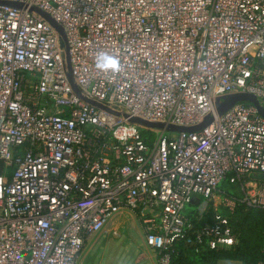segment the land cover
<instances>
[{"label":"built area","instance_id":"2783aa9c","mask_svg":"<svg viewBox=\"0 0 264 264\" xmlns=\"http://www.w3.org/2000/svg\"><path fill=\"white\" fill-rule=\"evenodd\" d=\"M236 94L264 109V0H0V264H76L123 213L155 264L233 249L236 209L264 210V118L216 112Z\"/></svg>","mask_w":264,"mask_h":264},{"label":"rangeland","instance_id":"374dc122","mask_svg":"<svg viewBox=\"0 0 264 264\" xmlns=\"http://www.w3.org/2000/svg\"><path fill=\"white\" fill-rule=\"evenodd\" d=\"M227 99L228 96H225L220 98L218 102L224 104ZM212 120V117H205L200 123L189 127L169 124L165 128V133H177L181 128L200 131L212 122ZM163 126L154 129L152 133L156 134L163 131ZM143 134L146 135L147 132L143 131ZM218 189L227 191L229 194L234 193L232 188L224 186L223 183L218 186ZM186 209L187 211H192L195 210V207L188 206ZM233 216L232 221H234L235 224L237 220L235 218L233 220ZM114 230L117 231V235L113 234ZM94 241L93 239L90 240V244L92 245L87 260H83L78 264H155L154 252L145 246L139 223L131 216H124L120 222L114 221L112 227L108 226L98 235L95 244ZM90 244L88 243V248ZM88 259H91V261L89 262ZM216 264L240 263L235 261H218Z\"/></svg>","mask_w":264,"mask_h":264},{"label":"trees","instance_id":"16d2710c","mask_svg":"<svg viewBox=\"0 0 264 264\" xmlns=\"http://www.w3.org/2000/svg\"><path fill=\"white\" fill-rule=\"evenodd\" d=\"M228 187L227 182H223ZM237 223L232 226L238 235V243L233 249L193 255L176 251L170 264H216L218 261H235L240 264H264V210L238 207L234 213Z\"/></svg>","mask_w":264,"mask_h":264},{"label":"water","instance_id":"95a60500","mask_svg":"<svg viewBox=\"0 0 264 264\" xmlns=\"http://www.w3.org/2000/svg\"><path fill=\"white\" fill-rule=\"evenodd\" d=\"M10 6H15V4L13 3H6ZM45 21H47L52 27L53 29L57 32V34L60 36V38L62 39L63 44L65 45V69H66V76L67 79L71 85V88L73 89V91L75 93H77L79 95V97H81L84 101H86L88 104H91L97 108H101L104 109V107L92 100L89 99H85L84 97H82V95L80 94L79 90L77 89V87L74 84L73 78L71 76V72H70V67H69V57H68V49L66 46V40L63 34L62 29L60 28V26L55 23L48 15H46L45 13L38 11L36 9H34ZM219 101V100H218ZM216 102V112L218 115H222L224 112H226L228 109H230L232 106H234L235 104L238 103H250L252 105H254L259 114L264 118V109L261 108L259 106V103L257 101V99L250 94H236V95H230L228 96L227 101L224 104H220L219 102ZM130 123L139 125L141 127L144 128H150V129H158L160 127H162V124H158V123H150V122H146L142 119H138V118H128ZM165 130L166 126H163ZM178 132H197V131H192L189 129H183L181 128Z\"/></svg>","mask_w":264,"mask_h":264},{"label":"clouds","instance_id":"9594fccd","mask_svg":"<svg viewBox=\"0 0 264 264\" xmlns=\"http://www.w3.org/2000/svg\"><path fill=\"white\" fill-rule=\"evenodd\" d=\"M95 67L103 72L111 71L115 73L119 71L120 62L119 59L115 56L102 55L97 58Z\"/></svg>","mask_w":264,"mask_h":264},{"label":"crops","instance_id":"0c3cea01","mask_svg":"<svg viewBox=\"0 0 264 264\" xmlns=\"http://www.w3.org/2000/svg\"><path fill=\"white\" fill-rule=\"evenodd\" d=\"M125 214L126 213H123L122 215H119L118 217H117V221H121L122 220V218L125 216ZM123 222V221H122ZM112 223L109 225V227H112ZM99 235V234H98ZM98 235L96 236V235H94V236H92L88 241H87V243H86V245H85V247H84V249H83V251L81 252V254L79 255V257H78V260H77V263L76 264H78L79 262L81 263L83 260H87V258H88V254H89V252H90V247H91V245L92 244H90V240L91 239H93V241H94V244H95V242H96V239H97V237H98ZM88 243L90 244L89 245V248H88ZM93 243V242H92ZM89 260V262L91 261V259H88Z\"/></svg>","mask_w":264,"mask_h":264}]
</instances>
